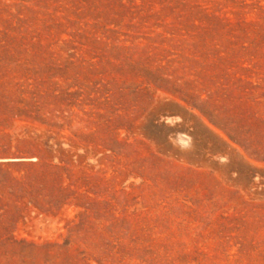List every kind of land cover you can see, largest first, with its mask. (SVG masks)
Returning a JSON list of instances; mask_svg holds the SVG:
<instances>
[{"label":"rangeland","instance_id":"rangeland-1","mask_svg":"<svg viewBox=\"0 0 264 264\" xmlns=\"http://www.w3.org/2000/svg\"><path fill=\"white\" fill-rule=\"evenodd\" d=\"M0 264H264V0H0Z\"/></svg>","mask_w":264,"mask_h":264},{"label":"trees","instance_id":"trees-1","mask_svg":"<svg viewBox=\"0 0 264 264\" xmlns=\"http://www.w3.org/2000/svg\"><path fill=\"white\" fill-rule=\"evenodd\" d=\"M10 155V148L6 145H0V157H8Z\"/></svg>","mask_w":264,"mask_h":264}]
</instances>
